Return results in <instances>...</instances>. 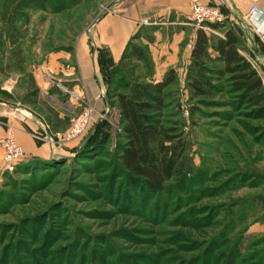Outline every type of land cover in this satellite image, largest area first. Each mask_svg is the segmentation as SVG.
I'll return each instance as SVG.
<instances>
[{"label": "rangeland", "instance_id": "rangeland-1", "mask_svg": "<svg viewBox=\"0 0 264 264\" xmlns=\"http://www.w3.org/2000/svg\"><path fill=\"white\" fill-rule=\"evenodd\" d=\"M20 1L0 0L2 121L53 137L87 107L95 122L83 136L41 148L31 136L32 150L21 146L12 162L0 125V264H264V119L247 116L229 94L190 116L186 66L178 65L170 89L179 106L168 111L190 142L187 190L154 196L131 187L120 175L118 109L71 97L78 93L65 74L77 70L80 38L119 0H77L59 12L20 10ZM224 13L218 32L243 29L241 8ZM152 30L134 41L149 58ZM244 46L264 83V50L249 51L248 39Z\"/></svg>", "mask_w": 264, "mask_h": 264}, {"label": "trees", "instance_id": "trees-1", "mask_svg": "<svg viewBox=\"0 0 264 264\" xmlns=\"http://www.w3.org/2000/svg\"><path fill=\"white\" fill-rule=\"evenodd\" d=\"M66 2L21 0L19 9L46 10L50 7L59 12L76 4L77 0ZM220 7L223 13L233 15L225 6ZM236 21L243 27L239 32L227 28L219 35L196 29L185 72L189 100L194 102L189 106L190 116L199 106H218L220 101L216 98L229 94L236 104L244 106L247 116L264 119L263 79L244 53L245 39L251 44L249 51L253 50L255 54L260 40L242 21ZM211 26L220 31L226 24L222 21ZM138 38L139 32L130 38L118 62H114L105 50L98 53L105 102L108 104L111 100L121 118L123 141L118 145L120 175L129 186L140 188L149 195L185 192L190 142L179 121L172 119L173 115L168 111L173 105L179 106L176 94L170 89L178 80L177 70L169 68L162 78L156 79L152 60L143 48L134 43ZM261 48L264 50L263 45ZM139 66L146 69L143 74L137 73ZM121 89L126 91L121 92ZM0 120L4 118L0 117ZM36 142L38 146L42 144L40 140Z\"/></svg>", "mask_w": 264, "mask_h": 264}, {"label": "crops", "instance_id": "crops-1", "mask_svg": "<svg viewBox=\"0 0 264 264\" xmlns=\"http://www.w3.org/2000/svg\"><path fill=\"white\" fill-rule=\"evenodd\" d=\"M202 1L225 6L231 12H234V7H239L243 16L248 7L246 3L235 4L231 0ZM188 2L189 0H119L112 9L103 12L93 23L88 35L78 41L75 51L77 70L65 71L74 82L75 92L82 96V100L102 109L106 102L98 64L99 50L107 51L111 59L118 62L127 42L145 26L153 28V39L146 44L156 79L162 78L169 68H177L180 64L187 66L196 34V28L187 21ZM241 18L244 26L261 41L260 37H264V0H260L258 10L252 16L248 19ZM186 38L189 42L185 44L186 47H182ZM261 42L264 43L263 40ZM68 108L74 109L75 106ZM8 124L6 128L1 127L4 133L12 131L24 151L32 150L34 145L28 123L12 121V124Z\"/></svg>", "mask_w": 264, "mask_h": 264}, {"label": "built area", "instance_id": "built-area-1", "mask_svg": "<svg viewBox=\"0 0 264 264\" xmlns=\"http://www.w3.org/2000/svg\"><path fill=\"white\" fill-rule=\"evenodd\" d=\"M232 2L246 3L247 11L244 18L248 19L252 16L259 7L260 0H231ZM219 4H209L202 0H189L187 21L191 23L196 29H201L206 33L219 34L218 30L212 28V23H220L224 21V13L221 10ZM242 21V20H241ZM261 41H264V37H260ZM71 97L79 98V95L74 92H69ZM22 117L21 119H24ZM95 122L93 113L90 107L84 109L79 115L71 120L70 125L61 133H58L53 137L50 133L46 132L45 136L34 132L31 134L37 140L45 143L54 144L55 138L62 141H70L71 139L83 136L87 134ZM1 126L8 127L9 124L0 120ZM56 139V140H57ZM1 147L5 152V160L8 162L14 161V159L22 152L21 146L17 143L12 131H8L6 136L1 141Z\"/></svg>", "mask_w": 264, "mask_h": 264}]
</instances>
